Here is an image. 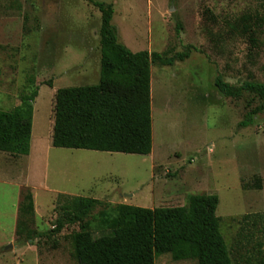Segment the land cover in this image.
Instances as JSON below:
<instances>
[{
	"label": "rangeland",
	"instance_id": "rangeland-1",
	"mask_svg": "<svg viewBox=\"0 0 264 264\" xmlns=\"http://www.w3.org/2000/svg\"><path fill=\"white\" fill-rule=\"evenodd\" d=\"M104 1L113 3L119 39L133 52L195 49L172 65H151L150 154L55 147L57 90L99 81L101 12L91 0H0V108L38 91L33 151H0V264H78L72 234L81 224L50 232L63 214L60 194L102 201L86 218L96 236L106 232L98 228L100 212L118 203L183 206L192 194H217L234 264H253L238 232L244 215L264 212V113L240 125L260 99L226 96L216 79L264 83V0ZM28 188L32 228L42 233L34 241L16 232ZM155 264L198 263L164 253Z\"/></svg>",
	"mask_w": 264,
	"mask_h": 264
},
{
	"label": "trees",
	"instance_id": "trees-1",
	"mask_svg": "<svg viewBox=\"0 0 264 264\" xmlns=\"http://www.w3.org/2000/svg\"><path fill=\"white\" fill-rule=\"evenodd\" d=\"M91 2L101 12L100 78L96 84L57 90L52 145L148 155L153 149L151 65L185 60L195 47L187 45L172 55L168 51L133 52L119 39L118 27L112 21L113 3ZM181 28L178 23V30ZM216 86L229 97L249 92L260 99L240 125H250L256 114L264 113L263 82L247 80L235 86L218 77ZM37 95L38 91H33L10 110L0 108V151L30 154ZM219 202L217 194H192L183 206L148 208L118 203L100 212L98 228L106 232L96 236L86 218L102 201L60 194L58 204L63 214L50 232L81 224L72 234L78 264H155L156 256L164 253H170L174 260L194 259L198 264H234L216 214ZM34 217V196L28 188L18 207L16 232L21 239L34 241L42 235L32 228ZM240 222L238 242L251 245L253 264H264V212L246 214Z\"/></svg>",
	"mask_w": 264,
	"mask_h": 264
},
{
	"label": "crops",
	"instance_id": "crops-1",
	"mask_svg": "<svg viewBox=\"0 0 264 264\" xmlns=\"http://www.w3.org/2000/svg\"><path fill=\"white\" fill-rule=\"evenodd\" d=\"M33 151V148H32V140H31V150H30V153Z\"/></svg>",
	"mask_w": 264,
	"mask_h": 264
}]
</instances>
